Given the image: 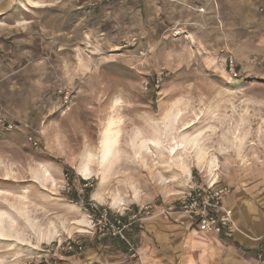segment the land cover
<instances>
[{
  "label": "rangeland",
  "instance_id": "obj_1",
  "mask_svg": "<svg viewBox=\"0 0 264 264\" xmlns=\"http://www.w3.org/2000/svg\"><path fill=\"white\" fill-rule=\"evenodd\" d=\"M139 1L0 0V264H147L193 188L264 189V54ZM146 204L133 248L105 227Z\"/></svg>",
  "mask_w": 264,
  "mask_h": 264
},
{
  "label": "crops",
  "instance_id": "obj_2",
  "mask_svg": "<svg viewBox=\"0 0 264 264\" xmlns=\"http://www.w3.org/2000/svg\"><path fill=\"white\" fill-rule=\"evenodd\" d=\"M139 4L143 10L157 12L165 22L182 24L193 17L198 21L200 17L211 20L210 31L204 33L203 39L212 40L214 45H225L226 38H236L242 49L240 54L246 60L252 61L254 55L264 54V0H140ZM200 6L206 13L197 11ZM215 17H222L219 25ZM214 57L220 55L216 53ZM225 200L234 211L237 226L234 233L206 234L195 221L170 215L168 218L172 221L162 220L159 226L164 230L174 229L172 248L151 253L152 259L146 252L147 264H260L259 254L264 247V189L240 185ZM116 262L133 264L127 257Z\"/></svg>",
  "mask_w": 264,
  "mask_h": 264
},
{
  "label": "built area",
  "instance_id": "obj_3",
  "mask_svg": "<svg viewBox=\"0 0 264 264\" xmlns=\"http://www.w3.org/2000/svg\"><path fill=\"white\" fill-rule=\"evenodd\" d=\"M199 11H204L202 8ZM230 72L237 75V62L233 55L228 58ZM9 124V127H12ZM231 191V187L227 184H221L217 178H214L205 183L203 186H197L190 190L185 196L177 202L169 205L164 211L168 213L181 212L186 214L192 221H195L199 229L207 234L221 235L232 234L236 231L237 226L234 220V211L226 204V196ZM153 210L151 204L141 206V208L131 214L130 222L124 221L122 218H115L113 221L105 222V227L112 234L122 237L130 247L134 244L126 236L129 225L132 221L140 219L142 214H149ZM62 243L58 244V247ZM64 248L69 252L81 249L80 244H75L69 240L64 243ZM259 263L264 264V247L259 254ZM45 264H55L54 261L47 260Z\"/></svg>",
  "mask_w": 264,
  "mask_h": 264
},
{
  "label": "bare ground",
  "instance_id": "obj_4",
  "mask_svg": "<svg viewBox=\"0 0 264 264\" xmlns=\"http://www.w3.org/2000/svg\"><path fill=\"white\" fill-rule=\"evenodd\" d=\"M111 126V124H110ZM112 128V126H111ZM114 134V133H113ZM114 136V135H113ZM112 143H113V137H110V139L107 140L106 144H105V147H104V152H105V155H110L112 153ZM86 168V167H85ZM85 170V169H84ZM85 172L87 171H84L83 174H85ZM88 174V172H87ZM0 225H1V218H0ZM0 230H1V226H0ZM1 232V231H0ZM6 239V238H5Z\"/></svg>",
  "mask_w": 264,
  "mask_h": 264
},
{
  "label": "trees",
  "instance_id": "obj_5",
  "mask_svg": "<svg viewBox=\"0 0 264 264\" xmlns=\"http://www.w3.org/2000/svg\"><path fill=\"white\" fill-rule=\"evenodd\" d=\"M71 167L70 166H65V168H64V173L66 174V175H68L69 174V172L71 171ZM86 191H87V194H89V191H90V188L89 189H86ZM75 194H77V192H75Z\"/></svg>",
  "mask_w": 264,
  "mask_h": 264
}]
</instances>
